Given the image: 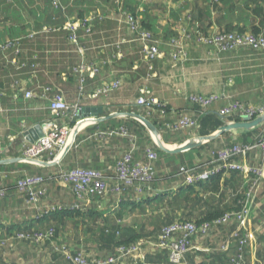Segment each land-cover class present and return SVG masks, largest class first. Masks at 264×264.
I'll return each mask as SVG.
<instances>
[{"label": "crops", "instance_id": "1", "mask_svg": "<svg viewBox=\"0 0 264 264\" xmlns=\"http://www.w3.org/2000/svg\"><path fill=\"white\" fill-rule=\"evenodd\" d=\"M52 2L0 0V189L5 191L0 197V264H66L53 256L49 246L37 248L25 241L13 240L17 233L48 226H53L60 239L68 241L69 247L74 250L79 248L88 256L107 255V252L99 253L101 243L96 240L95 233L88 240L91 243L90 253L80 245L81 238L77 242L74 240L86 233L83 228L75 225V218L53 215L47 211L52 206L62 207V211L73 210L75 198L69 187L49 179L45 184L47 197L32 207L15 188L19 176H49L64 164L63 168L80 166L103 172L108 184L113 186L116 183L113 164L129 149V143L119 137L97 139L96 135L98 131L107 128L124 126L131 127L130 131L144 141L137 146L136 159L145 158L143 151L149 146L145 141L147 139L161 151L154 165L156 179L145 197L174 192L183 186V181L176 176L178 167L181 164L192 167L208 160L209 156L208 152L193 150L199 145L191 149L193 151L177 153H167L163 148L174 152L188 143L191 137H198L203 126L200 123H205L201 116L204 113L217 116L218 111L227 104L239 102L255 105L264 99V52L246 48L219 52L210 45L198 44L193 40L195 33L208 34L225 30L264 33V0H59L56 8ZM125 13L139 17L141 28L150 31L157 40L158 48L165 54L163 58L149 62L144 57L143 44L131 34L124 18ZM86 17H91L89 32L79 27L77 22ZM67 21H76L78 46L69 41V31L65 29ZM176 40L183 43L187 57L184 62L173 63L168 57L173 50L170 42ZM14 42H17L16 46L4 48L7 43ZM82 63L97 68L95 75H85L81 90L83 94L80 91L79 75L75 72ZM113 82H119L120 85L108 96L90 97L96 88ZM45 87L61 94L69 107L58 118V125L64 129H71L79 122L77 117L80 113L73 117L75 108H79L83 116L88 115L83 114L85 109L102 108L97 119L85 121L83 123L86 125L83 126L80 123L82 131L76 135L78 142L75 144L74 141V147L59 166L22 161V153L29 145L25 137L21 136L22 131L35 125L47 126L54 118L48 101L41 98ZM25 92L32 93V97L25 98ZM143 92L168 107L171 112L160 117L158 113L150 114L138 106L137 99ZM189 95H215L218 100L206 111L198 112L188 101ZM180 112L197 120L198 132L195 131L191 136L178 131L173 132L176 135H170L169 139L168 135L160 137L158 127L164 121H171ZM115 114L139 115L148 119L146 121L152 126L155 123V130L133 118L110 117ZM105 117L108 118L103 119ZM217 130L216 125L206 122L204 131L210 135L205 138ZM242 131L230 130L217 139L205 142L217 140L212 146H223L231 140L244 142L242 137L245 134ZM157 136L160 139H156ZM227 176H223L219 185L212 188V193L208 187L202 189L203 195H209L208 198L217 197L219 194H216V187L219 192H224L227 185L222 182L224 178H230ZM228 185L233 193L238 186L231 180ZM124 198L118 202L110 192L104 199L94 198L87 206V211H91L98 219H107L115 229L131 227L135 230H149L144 221L137 223L136 220L138 207L144 208L147 205H127L133 202ZM253 199L250 200V228L256 229L258 234L246 250V261L247 264H260L264 258V227L261 225L264 222V198ZM232 206L234 204L231 203L229 207ZM213 210H216V206L209 214ZM162 219L157 216L156 232L163 226ZM234 229V225L229 224L224 228L210 230L205 237L195 238L186 256L187 263L228 264L226 262L233 256L236 243H231L226 252L220 248L229 241V234ZM31 248H36L37 254ZM85 248L90 247L88 245ZM148 252L153 256L156 250L150 248L145 252L146 255ZM216 252H223L219 253L223 258L214 259ZM152 259L153 263H145L144 260L139 262L167 264L159 259V263H155V257ZM126 264L135 263L129 261Z\"/></svg>", "mask_w": 264, "mask_h": 264}, {"label": "built area", "instance_id": "2", "mask_svg": "<svg viewBox=\"0 0 264 264\" xmlns=\"http://www.w3.org/2000/svg\"><path fill=\"white\" fill-rule=\"evenodd\" d=\"M58 5L59 0H53L52 6L56 8ZM124 18L134 38L142 42L144 57L149 62H152L155 58H160L161 53L156 46L153 34L141 28L139 17L125 13ZM90 21L91 17H86L77 22L79 23V27L89 32ZM77 28L76 21H67L65 24V29L69 31V41L78 46ZM193 40L198 44L210 45L219 52H233L242 48L264 52V35H254L249 32L224 33L218 31L208 34L195 33ZM16 44L17 42L7 43L3 47L8 48L9 46H16ZM170 45L173 46V50L168 54L170 60L173 63L184 62L187 57L183 51V43L180 40H176L170 42ZM75 72L78 73L80 78L81 91L84 86L85 75H95L97 68L89 67L87 64L82 63L77 67ZM119 85V82H113L109 85L96 88L90 97H106L117 89ZM81 93L83 94L82 91ZM144 95L145 92L137 99L138 106L148 113L150 112V114L158 113L160 117L167 115L161 109L163 107L161 103L152 98H146ZM29 97H32V93L25 92V98ZM41 98L48 101V107L54 118L48 123V128L44 131L43 137L33 144L27 145L23 151L22 161L28 164L44 163L50 165L57 162L62 156L64 150L71 143L75 130L79 127V132L82 131L80 123L85 121L77 122L71 129L62 128L58 125V118L69 110L68 105L63 100V96L53 92L52 88L45 87L42 89ZM217 100L218 97L215 95L188 96V101L198 106L201 111H206ZM79 110V108L74 109L75 116L73 117H77ZM218 114L224 117L238 115L241 118L249 116L255 119L264 116V99L255 105L239 102L230 103L223 106L218 111ZM261 124H263L261 129L263 135L254 137L252 142L235 144L230 147H215L207 153L209 158L206 160L207 164L204 167L179 166L176 171V176L183 178V186H193L198 182L207 181L211 177L223 176L232 172H238L243 175L251 187L246 201L238 210L228 211L222 217L200 225L175 222L163 227L155 241H138L133 244L120 245L115 247L111 254L104 257H93L92 259L82 250L72 251L69 245L65 244L64 240L53 241L54 228L51 226L17 233L14 235L13 240L25 241L28 244L35 245V247H44L49 243L48 246L51 252L59 256L66 264H126L129 261L139 262L145 260V252L150 248L154 250H166L168 253V264H188L186 256L192 249V240L194 238L199 236L205 237L210 230L224 228L232 224L235 229L230 232L229 241L220 249L226 252L231 243H236L231 264H247L246 250L253 243L255 235L258 234L256 229L252 230L250 228L251 208L249 201L254 191L259 188L260 182L264 179V163L262 162L264 157V122ZM160 127L165 132L183 131L192 136L197 128V120L182 112L176 114V117L171 119V121H164ZM27 130L24 129L21 136ZM113 137H119L127 140L129 143V149L113 164L116 181L113 186L108 184L104 173L98 170L80 166L72 168H62L60 166L56 173H51L49 176L38 174L19 176L15 181L16 190L25 196L27 204L32 207L47 197L45 184L49 179L56 180L60 185L71 189L75 198L73 209L80 212H86L87 206L94 201V198L104 199L110 192L116 196L118 202L125 197L124 199L129 200V202L139 203L156 179L154 165L158 161V154L151 146H146L143 151L145 158L136 159L135 154L138 151L137 138L130 134L124 126L98 131L96 135L97 139L103 140ZM73 147L74 142L71 145V149ZM59 165L60 163L55 166ZM4 192L3 189H0V197L4 195ZM62 210V207L52 206L47 211L52 213ZM261 225L264 227V222Z\"/></svg>", "mask_w": 264, "mask_h": 264}, {"label": "trees", "instance_id": "3", "mask_svg": "<svg viewBox=\"0 0 264 264\" xmlns=\"http://www.w3.org/2000/svg\"><path fill=\"white\" fill-rule=\"evenodd\" d=\"M222 32L231 33V32H244V31L225 30ZM255 32L256 31H254L251 34H254ZM203 34H206V33H203ZM254 35H264V33H258V34H254ZM193 105L197 108L198 112H201V110L198 106H196L195 104H193ZM161 109L164 110L167 114H169L171 112L170 109L168 107H166L165 105H163V107ZM180 113H182V112H180ZM180 113H178V114H180ZM207 114L208 113H204L201 115L202 117H204L203 120H205V123L203 120H202L203 123H200L198 121V123L203 124V126L201 125V129L199 130V136L200 137H207L208 135H210L209 133H206L204 131V125H206V122H211L212 125H216V130H217L220 127H223L224 125H227V124H230L233 122H239L242 119L238 115H233L231 117H224V116H220L219 114L217 116H215L216 114H210V115H207ZM149 119H152V118L149 117ZM152 124L156 126L155 123H152ZM115 127H117V126H115ZM115 127H112V128H115ZM262 127H263V124H260L259 126L253 128L251 130L242 131L243 134H245L242 137L244 142H237L235 140H231L226 145H223V146H212L217 141V140H214L212 142H203V143H201V145H199L198 147H196L193 150L201 151V152H204V151L209 152L211 149H213L215 147H224V146L230 147V146L235 145V144L250 143L253 141L254 137L263 135V132L261 130ZM160 128L161 127L159 126L158 129H160ZM197 128H198V126H197ZM213 129H214L213 131H215V127H213ZM127 130L130 134L136 136L138 144H141L142 142H144L143 140H139L138 136L130 131V130H132L131 127H128ZM195 131H197V130H195ZM173 132H178V131H170L169 134H167V132L163 133V134H165V135H163V138L166 136V134L168 135L167 139H169L170 135L173 137L174 135H176V134H172ZM145 141L149 146H151L153 149H155L157 154L161 153V151L159 149H156V146L151 144L150 139H147ZM77 142H78V136L75 139V144H77ZM193 150H191V151H193ZM201 158L202 157H200V159ZM206 164H207V161H204V162L199 163L197 165H193L192 167H194V166L204 167ZM180 166H186V165L181 164ZM226 175H229L227 177H230V178H224V181L222 182V184L227 185L228 190L226 189L224 192H219L217 187H216V194H219V195H217V197L208 198L209 195L208 196L206 194L203 195L202 189L208 187L212 193L213 192L212 188L216 185H219L220 180L223 178V176H226ZM223 176H214V177H211L207 181L198 182L196 185H193V186H185L184 185V186L176 189V191H174V192H170V193L164 192L161 194L158 193V194H154L152 196L148 195L145 197L144 200H142V202L140 201L139 205H141V204L147 205L145 207H150L151 209H154L155 211H157V214H159L158 217L163 218L162 219L163 220L162 221L163 226L160 227L158 232L155 231V228H156L155 226L152 228V230H148V231L146 229H144V231H143V229L135 230L131 227H117L116 229H119V230H116L115 227L111 223H108L107 219H102L101 217H99V219H98L94 216L95 214H93L91 211L80 212V211L73 209V210H64V211L51 213V214H53V215H56V214L66 215V216L75 218L76 219V220H74L75 224L79 228L84 229V233L86 232L87 237H89V236L91 237V234L95 233L96 240L101 243V246L98 249L100 251L99 253L104 254L107 252V255H109L113 252L115 247L120 246V245L133 244V243L138 242V241H147V240L148 241H155L158 238V236L160 235V232H161L163 227L171 225L175 222L193 223L195 225H200V224L205 223V222H211L213 220H216V219L222 217L228 211L240 209L241 206L246 201L247 194H248L250 187H251L250 183L247 182V179L243 175L239 174L238 172L228 173V174H225ZM177 177L183 181L182 177H179V176H177ZM230 180L234 181L238 185L237 188L234 189V191H235L234 193L231 192L230 185H228ZM262 182L263 181L260 182L259 187H260ZM148 191H150V190H147V192ZM225 192H228V193H225ZM210 200H212L211 203H208V201H210ZM253 202H254V199H253ZM231 203L234 204V206L229 207L231 205ZM134 204L135 203L133 202L132 204L128 203L127 205H132V206L136 207ZM249 204H250V208L252 210L251 201H249ZM214 206H216V210H213L212 214H209V213H211ZM138 208L141 211L143 207H138ZM91 217H92L93 223H91V221H92ZM51 227H53V226H51ZM82 235H83V233H82ZM156 235H157V238L155 237ZM83 236H85V235H83ZM81 237L82 236H80L79 238H81ZM199 237H201V236H199ZM60 238L61 237L59 235H57V231L54 228L53 241L58 242V240H60ZM256 238H257V236L255 235L254 240H256ZM48 245H49V243L46 244V246H48ZM37 248H39V247H37ZM71 250L76 252L79 250V248L76 250L71 248ZM86 252L90 253L91 250H89L87 248ZM219 253L222 254L223 252H218V253L216 252L214 255H217V256L216 257L214 256L213 258L216 260H218V258H223V255H219ZM93 254H95V253L93 252ZM148 254H149V252L147 253V255ZM147 255L145 256V260H144L145 263L146 262L153 263L152 258L155 257V263H159V261L157 260V259H159L160 262L163 261V262L168 264V262H167L168 253L166 250H156V252L153 253V256H151L150 254H149L150 256H147ZM233 255H234V253H233ZM53 256H56L59 259H61L56 254H53ZM88 257L90 259H92L93 257H100V256L93 255V256H88ZM231 258L226 263L231 264ZM188 261H190V260L188 259ZM134 263L135 264H144L143 262H134ZM246 263H247V261H246ZM1 264H14V263H9V262L3 263V262H1ZM209 264H212V263L209 262ZM260 264H264V258H263V260H261Z\"/></svg>", "mask_w": 264, "mask_h": 264}, {"label": "water", "instance_id": "4", "mask_svg": "<svg viewBox=\"0 0 264 264\" xmlns=\"http://www.w3.org/2000/svg\"><path fill=\"white\" fill-rule=\"evenodd\" d=\"M102 112V108H89L88 110H84L83 114H87L83 116L81 111L78 112L77 114V118L80 121H91V119L95 120L98 118L97 114H100ZM110 117H129V118H133L136 120H139L141 123H143L147 128H150L152 130H155L154 126H152L148 121H146L145 119H143L141 116L139 115H131V114H115V115H111ZM108 118V117H107ZM106 117L103 119H107ZM102 119V120H103ZM264 122V116L261 117H257L255 119L249 117V116H244L240 122H234V123H230L227 124L223 127H220L212 136H210L209 138H205V137H195V138H191L189 139L188 143H185L183 145H181V147H179V149L173 151H168L166 149L163 148V151L167 152V153H177V152H183V151H187V150H191L193 149L196 145H201V143L205 142L206 140H212V139H217L218 137H220L221 135L225 134L226 132L230 131V130H235V129H243V130H251L257 126H259L261 123ZM48 128L47 126H40V125H35L32 126L31 128H29L25 133H24V137L26 139V141L29 144H33L35 141H37L38 139L42 138L44 135V131ZM79 132V127L78 129L75 130L73 137H72V141L69 144V146L64 150L62 156L57 160V162L50 164L49 166L52 165H56L58 163H60L63 158L67 155V153L70 151L71 149V145L74 142V139L77 135V133ZM2 162V161H0ZM44 165H48V164H44Z\"/></svg>", "mask_w": 264, "mask_h": 264}, {"label": "rangeland", "instance_id": "5", "mask_svg": "<svg viewBox=\"0 0 264 264\" xmlns=\"http://www.w3.org/2000/svg\"><path fill=\"white\" fill-rule=\"evenodd\" d=\"M156 46H157V40H156ZM158 48V46H157ZM158 50L160 51L161 53V57L160 58H163L165 56V54L158 48ZM157 58H155L154 60H156ZM146 98H152L150 97L149 95L146 96L144 95ZM154 99V98H152ZM155 100V99H154ZM156 101V100H155ZM148 120V119H146ZM159 134H160V137L165 134H162L164 133V131H162V129H159L158 130ZM80 132L77 133V135L79 134ZM167 135V134H166ZM159 136L156 137V139H160ZM156 141V140H155ZM165 143V142H164ZM70 158V157H69ZM22 160H23V153H22ZM66 162V161H65ZM84 165H85V162H83ZM78 164V163H77ZM64 165V164H63ZM62 165V166H63ZM61 166V167H62ZM63 168V167H62ZM88 168V167H87ZM263 182L261 183L260 187L254 191V194L252 196L251 199H253L255 197V199L258 200V198L260 199L261 197L264 198V179L262 180ZM151 187V186H150ZM65 207L69 208L67 205H65ZM264 208V207H263ZM139 212L137 213L138 214V218L136 219L137 220V223L141 222V221H144V224L145 226H147L149 228V230H152V228L156 225V222H158L157 220V216L159 214H157V211H155L154 209H151L150 207H144L142 208V210H138ZM76 225V224H75ZM148 231V230H147ZM90 232V231H89ZM87 234L85 233V236L82 235L81 237V240H80V245L82 244L84 250H86L85 246L88 247L89 245V250H91V243H88V240L91 239V237L89 236V238L87 239ZM64 240V239H62ZM68 240V239H67ZM76 242L79 240V237L77 239H74ZM65 242V241H64ZM68 242V241H67ZM65 242V244L68 246L69 242L67 243ZM31 251L35 254H37V250L36 248H31Z\"/></svg>", "mask_w": 264, "mask_h": 264}, {"label": "bare ground", "instance_id": "6", "mask_svg": "<svg viewBox=\"0 0 264 264\" xmlns=\"http://www.w3.org/2000/svg\"><path fill=\"white\" fill-rule=\"evenodd\" d=\"M85 123H83L81 126H83ZM81 128V127H80ZM70 139H71V136H70Z\"/></svg>", "mask_w": 264, "mask_h": 264}]
</instances>
